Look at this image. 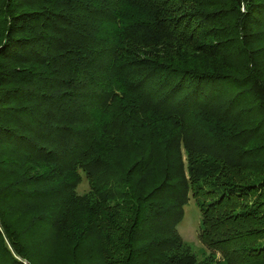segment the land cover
<instances>
[{"label": "trees", "instance_id": "16d2710c", "mask_svg": "<svg viewBox=\"0 0 264 264\" xmlns=\"http://www.w3.org/2000/svg\"><path fill=\"white\" fill-rule=\"evenodd\" d=\"M190 198L264 264V0H0V264H198Z\"/></svg>", "mask_w": 264, "mask_h": 264}, {"label": "rangeland", "instance_id": "374dc122", "mask_svg": "<svg viewBox=\"0 0 264 264\" xmlns=\"http://www.w3.org/2000/svg\"><path fill=\"white\" fill-rule=\"evenodd\" d=\"M88 192L89 183L85 175L82 173L81 184L77 189V194L83 196ZM200 226V211L196 205V201L190 198L188 204L184 207V219L178 228V232L185 243V247L195 255L198 264H214L217 260H222L221 255L219 253L211 254V252H209L201 243L199 239ZM62 246L64 247V243ZM63 247L61 248V251L55 252L51 258H44L41 261V264H70V261H68L69 258L64 252ZM80 260L84 261L85 259Z\"/></svg>", "mask_w": 264, "mask_h": 264}, {"label": "water", "instance_id": "95a60500", "mask_svg": "<svg viewBox=\"0 0 264 264\" xmlns=\"http://www.w3.org/2000/svg\"><path fill=\"white\" fill-rule=\"evenodd\" d=\"M26 264H29V263H26Z\"/></svg>", "mask_w": 264, "mask_h": 264}]
</instances>
